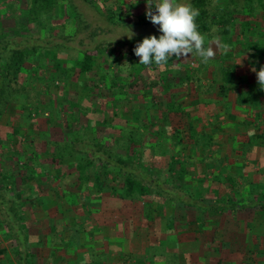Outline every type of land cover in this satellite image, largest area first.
Returning <instances> with one entry per match:
<instances>
[{
  "label": "trees",
  "instance_id": "obj_1",
  "mask_svg": "<svg viewBox=\"0 0 264 264\" xmlns=\"http://www.w3.org/2000/svg\"><path fill=\"white\" fill-rule=\"evenodd\" d=\"M6 1L0 0V3ZM224 1L225 5L221 6ZM224 1L219 0L218 6H215L214 0L189 2L199 10L195 23L198 31L206 36L205 46L218 38L213 33L215 27L223 42L235 40V15L245 18L240 23L239 35L235 36L249 34L250 16L257 10L264 11V0ZM57 5L58 0H29L24 10L25 19L28 23L36 24L41 30L38 31L39 35L33 33V29L26 24H17L19 36L6 35L2 25L0 27V150L9 147V141L15 138L16 130L6 138L1 136L2 128L12 125L9 116L14 111H21L20 118L23 121L18 126L29 128V134L17 152L11 150L14 153L10 156L4 152L0 156V241L3 238L10 245L4 246L0 242V264L13 262L11 253L16 257L17 264H42L43 261L44 264H70L75 255L80 253H86L93 264H99L106 255L89 249L92 243L90 236L94 238L96 234L86 233L82 228L81 221L84 218L81 216L85 210L83 204L91 205L106 194L123 200L144 202L149 210L147 223L158 220L157 217H164L166 231L171 235L179 229L178 214L191 209L195 212L192 214L193 219L182 218L187 225L191 223L198 227L199 231L208 224L217 228L223 220L233 232L234 244L242 246L244 250L241 254L244 264H264V235L256 232L259 223H264V181L251 188V183L247 186V181L239 180V172L245 175L243 163L241 167L228 166L230 170L223 168V162L230 158H222L220 151L214 149L216 134L220 137L223 134L219 124H215L217 130L211 132L207 128L199 129L195 123L178 126L171 122V117L188 116L186 108L177 104L175 98L169 99L176 94L173 92L175 87L181 84L194 82L202 93L209 89L217 99L228 97L238 80L235 65H223L230 57L222 53L216 59L214 87L206 90L205 86L199 84L197 72L183 78L171 70L173 62L177 61L176 57L164 64L161 74L152 75L149 72L143 76L139 57L133 51L137 45L135 39L127 50L121 51L120 47L115 46L113 50L116 51L117 61L111 64L113 68L117 69L123 64L129 66L130 70L138 68L134 86L140 90L148 89L149 94L158 98V103L153 105L156 111L144 105V114H133L126 126H117L119 132L111 131L100 136L97 126H89L88 119L83 118L88 112L80 111L79 105L87 101L91 107H96L98 99L107 98L102 90L107 72L97 68L100 60L96 59L98 52L71 49L67 41L72 39L54 42L53 37L60 32L57 28L47 26L44 35L40 34L45 28L43 19L57 18L53 14ZM109 12L112 16L117 14L111 10ZM80 22L84 23V20ZM118 42L120 44L122 41ZM259 42L261 40L257 39L256 43ZM256 43L251 42L247 47L252 51L255 49L258 58L264 63V50L259 54V44ZM57 47L81 53L75 71L65 68L51 54ZM113 50L110 48L111 53ZM101 57L103 59L104 56ZM51 60H55L53 66L59 72L55 77L57 79L61 76H65L66 80L81 76L89 78L80 88L81 93L67 91L68 98L54 97L51 87L56 88L55 78L48 75L44 79L41 77L43 67L48 65L47 62H53ZM131 77L129 73L110 79V86L116 88L121 84L132 88ZM40 81L45 85L44 91L36 89ZM32 94H35L33 101ZM39 96L49 100L44 107L37 104ZM118 106L119 99L103 104L104 109L110 107L112 111L117 110ZM41 109L48 110L52 116L49 122L56 124L55 115L60 127L65 129L63 138L53 139L51 131L44 133L45 137L41 136L34 118ZM109 123L111 121L106 119L105 124ZM252 125L257 127V132L253 134L247 130L248 136L243 133L240 139L244 152L240 156H251L249 149L252 147L257 150L264 148V125L257 120ZM235 140L239 141L234 136ZM235 145L240 148L238 142ZM181 153L183 160L178 158ZM13 159L16 160L15 165H12ZM3 161L10 163L4 164ZM20 163L23 164L20 166ZM46 175H51L56 184L50 193L42 181ZM193 177L203 178L204 181L196 187ZM62 180H66L67 188L63 187L59 191L57 184ZM80 193L87 195V203L81 200ZM206 195L212 197L209 204L205 202ZM213 217H216L214 221ZM44 221L50 222L48 226ZM40 222L41 226L38 225ZM34 223L39 229L33 235L31 227ZM216 241L214 239L211 244L217 245L221 252L231 247L226 240ZM228 253L232 255L236 252L232 250Z\"/></svg>",
  "mask_w": 264,
  "mask_h": 264
},
{
  "label": "rangeland",
  "instance_id": "obj_2",
  "mask_svg": "<svg viewBox=\"0 0 264 264\" xmlns=\"http://www.w3.org/2000/svg\"><path fill=\"white\" fill-rule=\"evenodd\" d=\"M190 1L191 0H177V2L179 3H189ZM218 1L219 0H214L215 6L219 5ZM28 2L29 0H7L3 4L0 3V27L2 25V27L4 28V34L9 36H19L18 32L16 31L19 28L17 24H26L28 28L33 29V33L39 35V32L41 30L37 28L36 24L28 23V20L25 19L26 13L24 10L28 6ZM152 2L154 5L156 2H158V0H152ZM225 2L226 1H224L221 6L225 5ZM109 10L116 12L117 14L115 16H112ZM146 10V0H58L57 8L53 11V14L56 15L57 18L43 19V25H45V28L44 30L42 29V32L40 34L44 35V33L47 31V26H50V28H57L58 30H60V32L53 37V39L55 40L54 42H62L65 39H72L71 41H67V44L69 47H71V49H78L80 51L91 50L93 52H98V54L96 55L98 57L96 59L100 60L97 64V68H99L100 70L105 69V72H107V80L104 81V84L101 83L103 84L102 90L107 98L104 97L106 98L105 100L98 99L96 102V107H91L87 101L81 102L79 105V109L82 112H88L87 116L83 118H85V120L88 119V121L90 122L89 126H97L96 128L100 136L108 134L111 131L119 132L117 130V126H126L127 119H131L133 114H144V112L142 111V106L144 105H147L148 108H150V110H152L153 112L156 111V108L153 105L157 104L158 98L153 94H149L147 92L148 89L142 88L143 90H140L141 88L139 89L135 87L136 85L134 86L137 79L136 75L138 68L130 70L129 66L123 64L122 66H119L117 69H115L113 68V65H111L113 62L117 61L116 51L115 49L113 50L115 46L120 47L121 51L127 50L129 44L133 42V38L135 39L134 41L136 43H139L146 36L156 35L157 37H159V35L161 34L158 30V26L153 25L146 18ZM262 12L257 10L253 16H250L249 20L251 22V27L249 30V34L240 35L238 37H236L235 35H239L241 31L240 23L245 18L235 15V21L233 23L234 28H236V33L234 35L235 40H225L226 42H223L221 36L218 35L217 28L215 27L213 29V33L216 34V37H218L223 43L229 46V50L231 53L230 59L223 62V65L230 66L231 64H234L236 67V74L238 78L237 86L232 89L231 93L226 98V100L228 101L225 107L226 112H220L221 109L220 107L216 106L217 102L213 100L214 97L211 96V94H208L207 91L206 93H202L198 89V86L194 85V82H186L179 85L177 88L175 87L173 92H177L176 98L174 96L169 97V99L171 100L172 98H175L174 100H177L178 102L181 101V104L186 102L189 103V106H185V108H188L190 110L189 115L190 117L194 118L192 121L195 120V122L193 123H195L199 129L204 130L205 128H207L208 131L214 132L215 130H217L215 124H219L220 127H222L223 134L221 135V137L219 136V138L216 134L217 140L215 141V144L221 147L222 158H224L225 156L230 158L228 160L226 159V161L223 162V168L230 170V167L228 166L233 165L241 167L243 163L245 175H242L239 172V180L242 179L247 181V186L249 183H251V188H254L255 185H260L262 181H264V148L257 150L255 147H252L249 149L251 156L248 154L240 156L242 154L241 152H244L243 146L237 148V145L235 144L236 142L239 143V141H233V138L240 133H246V135L248 136V131L252 132L253 134L256 133L257 131L255 128L257 127L252 125V122L254 120H257L258 123L264 125V90H261V88L259 87L256 79V74L251 70L255 68L258 71L260 67L264 65V63H262L258 58V54L256 53L255 49L252 51L247 47L249 43H256V40L258 39L261 40V42L256 43L259 44L258 47L260 48L259 51L257 49V52L259 53L264 50V13ZM80 20H84V23H81ZM22 35L26 36L27 34L23 33ZM129 37H131V39ZM118 41L122 42L119 44ZM236 41L238 42L236 43ZM212 46L215 48V44H213ZM110 48L114 51L113 53H111ZM71 49L57 47V49H54L52 53H50L53 56L55 55L56 58L61 61V64H63L65 68H70L75 71V66L79 62L81 53ZM221 54L222 51L217 50L215 58L209 59L207 63H204L201 58L195 54L189 56L184 60H182V58L181 60L177 59V61L173 62L171 70L175 72L178 77L183 78L190 75L192 76L197 72V76H199L200 78L199 84L205 86V84H209L210 81L215 82L213 72H208V70L206 71L205 68L209 67L210 70L214 68L217 69L215 62H217L216 59L219 58ZM101 56H104L103 59ZM51 61L53 62H47L48 65L43 67L44 71L41 75L42 79H44L47 75L51 76L53 79L59 75V72L56 71L57 67L53 66L55 60ZM140 68L141 72H143V76H147L149 72L152 75L161 74L164 65L157 66L155 63H153L150 67L141 65ZM133 71L135 73H133ZM129 73L130 75H132L130 79V85L133 86L132 88H128L127 86L124 87L121 84H118L116 88H112L110 86V79H117L118 77H123V75L127 76V74ZM64 77L65 76H61L60 79L55 78L54 84L56 88L51 87V91L53 92L54 97H67L69 96L66 93L67 91H70L72 93L78 91L79 94V92L81 93L82 90H80V88H82L85 82L89 80V78L86 76L76 78L72 77L67 80L64 79ZM44 86L45 85L40 81L39 84H36V89L40 88V90L44 91ZM66 87L67 89L65 90ZM109 88L110 90H108ZM144 89L147 93H145ZM199 93H202L201 96L204 98V100L195 103L194 100L198 97ZM32 97L33 101V99H35V94H32ZM39 99L40 100L37 102V104L38 106L41 105V107H44L45 103L49 101L48 98L44 96H39ZM116 99H119L120 105L118 106L117 110L112 111L110 107H105L104 109L103 104L106 103V101L114 102V100ZM101 104L102 106H100ZM132 106H134L135 108H132ZM20 112L14 111L13 114L9 116V120L12 125L2 128L1 136L3 138H6L8 134H11L12 131L15 130L16 135L14 139H11L9 141V147H5L3 150H0V156L3 152L10 156V154L14 153L10 152L11 150L16 151L20 149L21 142H25V138L27 134H29V128L27 126H18L23 121L20 118ZM234 113H236L235 115H237V117H235ZM115 114H120V116H115ZM160 115L161 114L159 113L158 116ZM34 118L35 123L38 124L39 132H41L42 134L41 136H44V133L47 134L48 131H51L50 136L53 139L57 140L63 138L65 129H63V127H60V123L59 121H57L55 115L53 116L54 120H56L54 122L58 123L55 124L49 122V119L52 118V116L50 115L48 110L41 109L39 113L34 115ZM171 118V122H173V125H185L182 124L183 120L181 118ZM106 119L110 120L111 123H109L108 125L105 124ZM196 119H199V122H197ZM12 126L15 128L14 130L12 129ZM36 133L38 134V132H35V134ZM178 158H181V160H183L182 153L178 155ZM5 162L7 163L9 161H3L4 164H6ZM15 162L16 160H14V163L11 164L15 165ZM215 163L216 161H214V164ZM22 164L23 163H20L19 165L21 166ZM197 165L200 166V163L197 162ZM192 179L194 180V185L196 187L204 181L203 178L198 179L193 177ZM37 181H39V179ZM42 181L48 188L49 193L53 189L52 186L54 187L56 185L51 179V175L42 177ZM62 184H66V180H62L61 183L57 184L59 191L64 187ZM119 199L120 198H118L117 200ZM205 200L206 204H209V201L212 200V197L206 195ZM113 202L117 201L112 199L109 200L108 198L105 199V207L110 209V211L112 209L116 210L117 208L118 210V208H120L116 203ZM128 204L130 205L131 211L135 213V219L131 221H135L136 223L144 221L149 211L145 203L142 201H131ZM102 210L103 216L106 213H109L104 211V205ZM194 213L195 212L193 211V209H191L186 213L184 212L183 214H178V225L179 230H181L180 228L184 227V229L181 231L184 233L187 231L189 234V238L191 240L189 242L190 244L186 245L187 247L185 246L184 248H188V250L194 251L193 253H196L194 257L195 260L201 258L206 259L207 262L209 260V254H207L206 257H203L202 254H199V251H197L199 249L198 244L201 243L200 245H205L210 240L212 242L215 239L220 242L223 239L231 244V247H229L228 249L229 251L227 250L221 252L220 250L212 251L211 249L212 256L216 257V259L219 260L218 264H244L245 260L241 256L244 250L242 246L234 244L233 232L232 230L230 231V227H228V225H226L222 220L221 225L217 228H213L212 225L210 226L208 224V226H206L203 231H199L197 230V227L195 225H192L191 223L187 225L182 218V216H185L193 219L194 215L192 214ZM100 216V214L97 215V217ZM117 216L118 219L117 217L114 219L116 222H118V220H120L121 218V215H119V213H117ZM210 218L211 217H209V219ZM215 219L216 217H213V221ZM165 220L166 218H161L160 227L164 228ZM43 223L48 226L50 222L44 221ZM120 223L119 225L122 226V224ZM38 225L41 226V222L38 223ZM182 225L184 226L182 227ZM146 226H152V224ZM38 229L39 227L36 223L32 224L31 233L36 234ZM256 232L260 235H264V223H259V225L256 227ZM184 238H186V235L184 236ZM1 242L2 245L6 244L5 246H10L3 238H1ZM207 247L209 249L208 245ZM181 248L182 247H180V249ZM208 249L205 247V252L209 253ZM232 250H234L236 253L228 255L230 254L228 252H232Z\"/></svg>",
  "mask_w": 264,
  "mask_h": 264
},
{
  "label": "crops",
  "instance_id": "obj_3",
  "mask_svg": "<svg viewBox=\"0 0 264 264\" xmlns=\"http://www.w3.org/2000/svg\"><path fill=\"white\" fill-rule=\"evenodd\" d=\"M228 53H230V50H228L225 53V56L230 57L231 53L230 55ZM205 69L206 71L208 70V72L212 71L213 74L215 72V68L212 70H210L209 67ZM212 83L214 82L210 81L209 84L208 83L205 84L204 88H206L207 90L210 87L211 88L214 87L212 86ZM208 91L207 93L211 94V96L214 97L213 100L217 102L216 106L220 107L221 109L220 112L223 111L226 112L225 107L228 101L226 99L224 100L217 99L215 98L216 96L212 92L210 91L208 92ZM201 94L199 93L198 97L195 98L194 100L195 103L204 100ZM175 95L177 96V92ZM175 101L177 104L182 105L184 108L185 106H189V103L187 102L183 103L186 105H183L181 104L182 103L181 101L180 102H178L177 100ZM186 111L188 112L187 114L188 116L187 118L186 117L181 118L183 120L182 124L195 122V120L192 121L194 118L190 117L189 115L190 110L186 108ZM235 114L236 113H234V115ZM235 117H237V115H235ZM128 120L130 119H127V121ZM196 121L199 122V119H196ZM212 136H214V133L212 134ZM241 136H243V133L242 134L240 133L235 136V138L239 139V143H238L239 147L243 146L241 142L242 140L240 139ZM214 149L217 150L218 152L220 151V153L222 152L221 147L218 145H216ZM63 186L66 189L67 183L64 184ZM82 194L83 193H80V195L82 196L81 200H83L84 203H87L88 202L87 199L88 197H86L87 195L85 194L82 195ZM107 198L109 200L112 199L117 201L113 203H116L120 208H118V210L117 208L116 210L112 209L111 211L110 209L106 208L105 207L106 203L104 202L105 199ZM117 199L118 197H115V195L106 194L100 196V198L94 201V203H92L91 205L83 204L85 210L82 211L83 215L81 216L82 218H84L81 221V223L83 224L82 228H84L86 233L90 235L92 233L96 234V237L94 238L90 236V240L92 241V243L91 246H89L90 247L89 249L96 250L98 254L99 252H102L104 255H106V258L103 259L99 264H218L219 260L216 259V257L212 256L211 249L212 251H216L220 249L219 247L217 248V245L215 247V244L211 245V240L209 241L210 243L209 242L207 244L203 243L205 245H200L201 243L198 244L199 249L197 250L199 251V254L203 255V257H206V255L209 254L208 262L204 258L195 260L194 257L196 253H193L194 251L188 250V248H184L186 245H189L190 244L189 242L191 241L188 232L186 231L184 233L181 231L184 229L183 227L184 225H182L183 228H180L181 230L177 228L178 231L176 233H172L171 235L166 231L165 224H164V228L160 227L161 218L164 217H157L158 220L150 222L149 224H152V226H146L149 225L147 223L148 215L145 218V220L142 222L139 223H136L135 221L132 222L135 219V213L131 211L130 205L128 204L131 201L123 200V199L117 200ZM92 201L93 200H91V202ZM103 205H104V211L109 212L106 213L104 216L102 210ZM117 213L121 215V218L120 220H118V222L114 220L116 217L118 219ZM99 214L101 216L97 217V215ZM123 220H126L128 222ZM119 223L122 224V226H120ZM197 230H199L198 227ZM185 235L186 238H184ZM207 245L209 246V249ZM180 247L182 248L180 249ZM205 247L209 250V253L205 252L204 250ZM12 254L13 253L10 254V258L13 260L11 264H17L16 257L14 256V254L13 255ZM44 263L45 261H43L42 264ZM70 264H93V263L90 257L86 253H80L75 255L74 259L71 261Z\"/></svg>",
  "mask_w": 264,
  "mask_h": 264
},
{
  "label": "clouds",
  "instance_id": "obj_4",
  "mask_svg": "<svg viewBox=\"0 0 264 264\" xmlns=\"http://www.w3.org/2000/svg\"><path fill=\"white\" fill-rule=\"evenodd\" d=\"M146 4V18L158 26L161 34L159 37L146 36L137 43L133 51L139 57V64L146 67L153 63L162 66L172 57L184 60L193 54L207 63L209 59L215 58L217 50L224 53L229 50V46L219 38L205 46L206 36L198 31V25L195 23L199 10L190 3L158 0L153 5L152 0H146ZM251 70L256 74L259 87L264 90V65L258 71L255 68Z\"/></svg>",
  "mask_w": 264,
  "mask_h": 264
}]
</instances>
